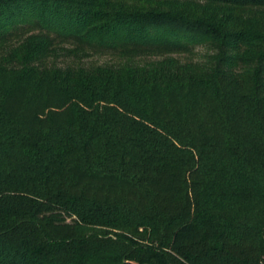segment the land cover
Masks as SVG:
<instances>
[{
    "label": "trees",
    "instance_id": "trees-1",
    "mask_svg": "<svg viewBox=\"0 0 264 264\" xmlns=\"http://www.w3.org/2000/svg\"><path fill=\"white\" fill-rule=\"evenodd\" d=\"M123 261L264 264V0H0V264Z\"/></svg>",
    "mask_w": 264,
    "mask_h": 264
},
{
    "label": "water",
    "instance_id": "water-1",
    "mask_svg": "<svg viewBox=\"0 0 264 264\" xmlns=\"http://www.w3.org/2000/svg\"><path fill=\"white\" fill-rule=\"evenodd\" d=\"M120 264H135V263L134 262H131V261H123Z\"/></svg>",
    "mask_w": 264,
    "mask_h": 264
},
{
    "label": "rangeland",
    "instance_id": "rangeland-1",
    "mask_svg": "<svg viewBox=\"0 0 264 264\" xmlns=\"http://www.w3.org/2000/svg\"><path fill=\"white\" fill-rule=\"evenodd\" d=\"M102 58H99L98 60L100 61Z\"/></svg>",
    "mask_w": 264,
    "mask_h": 264
}]
</instances>
